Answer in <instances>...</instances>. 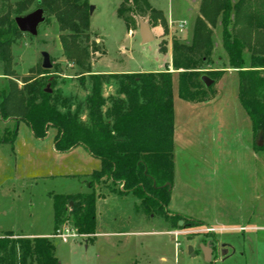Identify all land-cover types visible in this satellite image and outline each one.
<instances>
[{
  "label": "rangeland",
  "instance_id": "374dc122",
  "mask_svg": "<svg viewBox=\"0 0 264 264\" xmlns=\"http://www.w3.org/2000/svg\"><path fill=\"white\" fill-rule=\"evenodd\" d=\"M19 1L24 0H0V15L9 11L12 17H16L15 8ZM123 1L89 0L90 7L94 6V12L90 15L91 26L85 32L86 35L80 34L74 44L70 43L69 48L73 58L66 53L61 39L63 35H69L70 31H62L56 17L45 10V21L40 24L36 35L22 32L17 27V32L9 37L6 46L10 55L7 62L9 76L4 75L5 63L0 59V102L3 91L12 90L14 92L12 102L20 105L23 97L28 95L32 97V94H29L30 89L40 86L46 91L50 89L51 93L59 96V99L60 97L65 99L66 106L59 105L62 111L78 107L81 116L86 119L87 97L92 88L90 72L97 74L99 70L106 69L141 70L135 73H148L159 69L163 63V69L165 71L169 69L168 48L173 45L174 40L191 43L196 19L201 15L199 8L202 0H194L196 1L194 18L190 27L183 32H178L174 26L172 28L165 16L168 22L166 29L160 19L154 18L142 6L138 7L137 0H131L129 4L134 10L136 24L132 23V29H128L125 21L117 14V9ZM149 1L156 8L166 11L173 8L180 16L182 14L190 16V12L186 11L188 0ZM38 8H42L38 0H33L21 15ZM129 14L130 12L127 13ZM140 20L151 25L155 36L151 44H143L141 41ZM2 24L0 19V26ZM222 31L223 27L218 22L212 30L213 51L207 59L200 61L198 67H202L199 72L202 77L211 75L215 80L210 87H206L205 84L204 86L208 89V96L210 94L214 98L218 95V99L208 111H218L220 123H223L219 126V133L224 136L225 130H232L231 135L235 136L241 130H245L244 127L239 126L240 124L235 125L236 120L232 118L231 113L237 108L235 105L238 102L239 73L237 69L229 68L228 56L222 44ZM237 34L233 33L245 44L243 51L249 65L253 53L252 45H255L256 39L260 42L264 40V30L258 31L245 26ZM246 41H249V47ZM43 51L50 54L51 68L43 67ZM255 55H258L256 51ZM156 57H161L163 62ZM173 78L174 108L180 117L185 115L187 104L180 100L177 75ZM119 81L120 78L106 77L102 84L103 95L105 97L120 95ZM40 100V97L36 99L37 102ZM108 105L109 102L104 109ZM240 109L243 108L240 106ZM231 122L234 124L232 125ZM19 124L16 139L12 142H4L5 136L9 140L13 138V131ZM231 126L233 127L230 128ZM251 132V120L246 113V141L252 137ZM55 134L56 129L50 128L45 138H36L25 121L0 117V236L8 231H11L15 238L32 237L29 236L30 234H52L51 239L54 241L55 253L60 264H175L176 239L170 232L181 230L184 234L177 239L180 243L177 253L179 264H264V246H262L264 243V153L254 150L253 139L252 147L248 148L246 144V149H240L234 144L229 148L226 144L223 147L221 141L218 144L219 172L229 179L232 178L231 181L239 178L240 183L242 182L240 185L243 183L245 185L246 182V196L237 192L236 197H216L223 193V187L221 183L215 185L211 179L216 176L213 169L215 158L209 157L206 163L199 161L196 167L195 161H191L186 167L191 176L200 180L198 194L207 197L203 200L208 201L204 209L189 210L194 216H203L219 226H246L241 230L219 231L222 239L235 243L237 254L226 260L216 261L225 255L227 250H224V254L221 252V246L215 236V227L194 225L192 221H188L189 224L186 225L184 222L181 225L180 222L177 224L175 218H170L171 211H169L170 215L146 213L138 197L134 194L120 193L119 189L122 186L119 184L117 188H113L114 185L110 182L97 184L96 232L99 233L97 237L80 235L74 228L72 220L63 223L57 234L53 235L55 233L54 195L89 192L88 183L92 181V173L101 169V166L97 167L100 165V159L97 160L82 145L79 146L84 148H77L72 152L52 153L50 148ZM35 144L41 145L36 152L33 150ZM177 167L179 178L181 174L183 179L186 178L180 160ZM180 201L182 202V199ZM137 205L140 212L137 211ZM209 228L215 230L211 231ZM103 232L110 234L101 235L100 233ZM116 232L133 233L111 234ZM60 234L71 236L64 240ZM243 238L252 242L245 247ZM201 245H208L214 249L210 261L205 259ZM190 247H193L192 251ZM19 254L17 248L15 259L8 264H22ZM162 256H166L167 261H163ZM1 264L7 263L1 262ZM25 264H35V262L27 258Z\"/></svg>",
  "mask_w": 264,
  "mask_h": 264
},
{
  "label": "trees",
  "instance_id": "16d2710c",
  "mask_svg": "<svg viewBox=\"0 0 264 264\" xmlns=\"http://www.w3.org/2000/svg\"><path fill=\"white\" fill-rule=\"evenodd\" d=\"M32 1L17 2L16 15L25 12ZM130 2L124 0L117 9L118 16L125 21L128 29H132V23L136 24ZM38 4L56 17L62 31H70L61 39L66 53L73 58L70 43L74 44L77 36L85 34L91 26L89 0H38ZM136 4L160 19L162 25L168 28L163 11L152 6L149 0H137ZM200 14L195 22L191 43L173 41L172 63L179 72V96L190 102L212 98V95L208 96V89L199 74L202 67H198V64L212 53V30L220 22L229 68L237 69L239 73L238 95L251 120L253 148L264 153V40L260 42L256 39L255 45H252L250 64L247 65L243 51L245 44L233 35L240 33L245 26L264 30V0H202ZM0 19L3 22L0 26V59L6 64L4 75L9 76L7 62L10 55L6 46L18 26L9 11L0 15ZM246 45L250 46L249 41H246ZM255 51L258 55H255ZM90 76L92 88L87 97L86 119L81 116L78 107L62 111L59 105L66 106L65 99H59V96L40 86L30 89L32 97H23L20 105L12 102V90L2 93L0 117L25 121L37 138H45L49 129L54 128L57 151L66 152L82 145L101 161V169L91 175L89 192L54 195L53 235L67 220H72L80 235L96 233L97 184L110 182L113 188L120 184L122 188L119 192L138 197L144 212L170 215L174 180L173 72L169 69L109 75L90 72ZM106 77L120 78V95H103L102 84ZM38 97L41 98L39 102L36 101ZM108 102L110 105L104 109ZM17 132L18 125L13 131V138L9 140L5 136L3 141H14ZM170 218H175L177 224L183 220L184 225L189 224L188 221L194 225H204L199 220L180 214H172ZM13 235L8 231L0 236V264H8L15 259L17 248L22 264L27 258L33 259L35 264H60L51 237L15 238Z\"/></svg>",
  "mask_w": 264,
  "mask_h": 264
},
{
  "label": "crops",
  "instance_id": "0c3cea01",
  "mask_svg": "<svg viewBox=\"0 0 264 264\" xmlns=\"http://www.w3.org/2000/svg\"><path fill=\"white\" fill-rule=\"evenodd\" d=\"M195 2L194 0H188V5L186 6V11L190 12V16H185L184 14H182L181 16L178 15L177 13H175V11L173 10V8H170L168 11H166L165 9H159L162 10L164 15L166 16V18L169 20L170 24L176 27L175 25L184 21L185 22V29L190 27V24L194 18V13L193 10L195 11ZM153 6V5H152ZM194 6V9H193ZM156 8V7H155ZM200 9V8H199ZM94 12V11H93ZM90 13V15L93 14ZM188 12V13H189ZM173 23L175 25H173ZM184 29V30H185ZM132 31V30H131ZM151 44V43H150ZM150 47H152V45H149ZM172 52H173V45L169 46L168 48V59H167V64H168V68L170 69V71L173 72V76L177 75L178 80L177 82H179V72L177 70L174 69L173 67V63H172ZM158 60L162 61L161 57H156ZM164 67V63L163 65L159 66V69L154 70V72H161V71H165V69H163ZM135 72H141V70H104L101 69L99 70V72L97 74H127V73H135ZM142 72H144V70H142ZM174 79V78H173ZM218 99V95L210 100L207 101H203V102H190V101H186L183 100L182 98H180V100H183L184 102H186V111L184 112L185 115H181L180 117L177 115V111L175 112V119H174V152H173V160H174V180H173V185H172V190H171V201H170V211L172 214H180V215H187L185 217L190 216L194 217L192 219L199 220L202 223H204V225L206 227H210L213 226L216 228L215 230V236L218 239V243L221 246V252L224 254V250H227L225 255H223L221 258L216 259V261H222V260H226L230 257H233L237 254V249H236V245L233 241H228V240H224L220 237V233L219 231L221 230H227V229H232V230H241V229H245L246 226L244 225H239V226H227V225H223V226H219L216 224H213V222L211 220H207V218H204L203 216H194L189 210L190 209H204V207H206V203H208V201H205L203 199L207 198V197H203L202 195L198 194V191H200L199 187H200V180L195 179L193 176H191L190 171L186 168L191 161H195V167L196 164H198L199 161H202V163H206L208 162L207 160L209 159V157L215 158V162L213 164L214 166V173L216 176H214L212 179L213 183H215V185L217 183H221L222 187H223V193L218 194L216 197L217 198H228L230 197H236L237 196V192L241 193L243 196H246V182L245 185L244 183L242 185H240V179L237 178L236 181H231V179H229L226 175L222 174L221 172H219L218 170V149L219 146L218 144L220 143V141L224 144L223 147L225 146V144L228 146L234 144V146L239 147L240 149H246V144L247 147L250 148V146L252 147V139L253 136L248 138L246 141V111L244 110V108L241 105V102L239 100V95L237 97V103L235 105V107L239 108V109H235L234 112L232 113V118L236 120L235 125L240 124L239 126L244 127V131L241 130L240 132H238L235 136L231 135V131H227L225 130V134L223 136V134L219 133L220 129L219 126H222L223 123H220V119L218 116V111L213 112L212 111H208V108L212 107V105L214 104V102ZM175 101H177V98L175 99ZM240 106L243 108L242 110L240 109ZM231 124L233 125L234 123L231 122ZM19 126L18 125V130H19ZM233 126H231L230 128H232ZM237 129V128H236ZM31 130V129H30ZM31 133L33 134L32 130ZM250 133V132H249ZM252 133V132H251ZM34 135V134H33ZM35 136V135H34ZM36 137V136H35ZM55 137V136H54ZM54 137L52 140V144H51V152H57L55 146H54ZM234 137V139H233ZM37 138V137H36ZM230 138H232V140H230ZM1 146V145H0ZM33 150L36 152V150L41 148V145L37 146L36 144L33 145ZM77 148H84L82 146H78L75 148H72L71 150L67 151V152H72ZM227 149V147H226ZM213 151H215L213 153ZM66 152V153H67ZM195 157V158H194ZM97 160H99L98 158H96ZM182 162V167L183 169V173H186V178L183 179L182 174L181 177L182 179L179 178V172H178V161L179 160ZM198 160V161H197ZM197 161V162H196ZM206 161V162H205ZM99 167L101 166V161L99 160ZM212 168V165H210ZM226 188V189H225ZM215 189V188H214ZM217 189V187H216ZM225 189V190H224ZM190 190V191H189ZM202 191V190H201ZM187 192V194H186ZM193 192H195L193 194ZM132 193H126L125 195H129ZM239 196V195H238ZM182 199V202L180 201ZM182 203H185V205H182ZM188 205V206H186ZM263 206V204H262ZM137 211L140 212L138 210V205H137ZM193 211V210H191ZM197 211V210H195ZM167 226H169L168 222L165 221ZM131 234L133 232H116V233H111V234ZM101 235H109V232H103L100 233ZM99 235L98 232H96L94 235H90V236H94L97 237ZM29 236H47V237H51L52 234H30ZM89 237V236H88ZM244 246L246 247L247 244H250L249 239H242ZM262 246H264V243H262ZM86 248H88V245L86 246ZM179 250L176 249L175 247V264H179V260L177 259V253ZM246 251V250H245ZM244 251V252H245ZM204 255V254H203ZM161 259L163 261H167V257L166 256H162ZM137 264V263H136Z\"/></svg>",
  "mask_w": 264,
  "mask_h": 264
},
{
  "label": "water",
  "instance_id": "95a60500",
  "mask_svg": "<svg viewBox=\"0 0 264 264\" xmlns=\"http://www.w3.org/2000/svg\"><path fill=\"white\" fill-rule=\"evenodd\" d=\"M94 11V6L90 7V13ZM45 21V15L43 8H38L26 15H19L15 17V22L22 32H27L32 35H36L38 33V28L40 24ZM139 33L141 36V41L143 44H150L155 40L154 32L151 28V25L143 20L139 21ZM43 56V67L51 68L52 63L50 59V54L47 51L42 52ZM202 81L206 85V87H210L215 83V80L207 75L202 77ZM47 92H51L50 89H47ZM183 221H180V225ZM204 257L207 261L212 259V254L214 249L208 245H201ZM190 250H193V247H190Z\"/></svg>",
  "mask_w": 264,
  "mask_h": 264
},
{
  "label": "built area",
  "instance_id": "2783aa9c",
  "mask_svg": "<svg viewBox=\"0 0 264 264\" xmlns=\"http://www.w3.org/2000/svg\"><path fill=\"white\" fill-rule=\"evenodd\" d=\"M173 25H175V24L173 23ZM175 26H176L178 32H183L184 29H185V22L182 21V22L176 24ZM209 230L214 231L215 229H214V228H209ZM170 233H171V234L174 236V238L176 239V241H175L176 249L179 250V245H180V243H179V241H178L177 239H178V237H179L180 235L184 234V232L181 231V230H176V231H173V232H170ZM60 236H62V237L64 238V240H66L67 237H68V236H71V235H70V234H60Z\"/></svg>",
  "mask_w": 264,
  "mask_h": 264
}]
</instances>
